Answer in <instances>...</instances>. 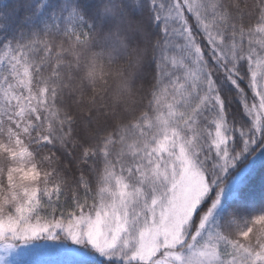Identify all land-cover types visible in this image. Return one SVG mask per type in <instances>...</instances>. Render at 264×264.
Listing matches in <instances>:
<instances>
[{"label": "snow or ice", "instance_id": "obj_1", "mask_svg": "<svg viewBox=\"0 0 264 264\" xmlns=\"http://www.w3.org/2000/svg\"><path fill=\"white\" fill-rule=\"evenodd\" d=\"M0 264H264V0H0Z\"/></svg>", "mask_w": 264, "mask_h": 264}]
</instances>
